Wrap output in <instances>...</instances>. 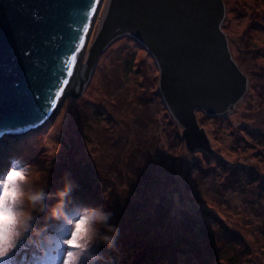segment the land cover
Listing matches in <instances>:
<instances>
[{
	"label": "rangeland",
	"instance_id": "rangeland-1",
	"mask_svg": "<svg viewBox=\"0 0 264 264\" xmlns=\"http://www.w3.org/2000/svg\"><path fill=\"white\" fill-rule=\"evenodd\" d=\"M223 1L222 28L248 77L249 92L250 79L257 82L252 73L264 74V0ZM262 81L226 114L198 110L212 149L190 151L183 127L161 94L153 54L134 35L117 32L79 97H66L40 131L0 142V172L13 160L17 167L30 166L41 178L24 185L25 191L45 193L35 205L27 199L11 202L16 213L32 214L16 237L11 264H138L147 259L158 264H189V259L192 264H264ZM84 182L92 187L83 199L85 208L79 204L53 215L61 199L77 193ZM170 182L174 186L168 187ZM69 183L71 190L61 198L59 192ZM86 208H103L110 216L96 225L95 237L83 248L85 237L71 222ZM165 217L174 234L163 226ZM181 223H198L200 235L180 233ZM70 237L72 246L66 243ZM54 240L61 245L54 248ZM45 246L60 249L55 260L48 261Z\"/></svg>",
	"mask_w": 264,
	"mask_h": 264
},
{
	"label": "water",
	"instance_id": "water-1",
	"mask_svg": "<svg viewBox=\"0 0 264 264\" xmlns=\"http://www.w3.org/2000/svg\"><path fill=\"white\" fill-rule=\"evenodd\" d=\"M120 1L129 11L112 20L116 7L112 0L88 48L89 72L110 39L109 32L117 27L134 35L158 63L161 94L184 129L188 149L211 151L197 110L226 114L248 91V77L234 59L222 28L224 1ZM100 2L0 0V130L6 133L0 142L6 136L38 132L48 124L63 95L54 93L59 88L65 91L76 80ZM82 91L71 95L79 97ZM53 100L58 101L54 108Z\"/></svg>",
	"mask_w": 264,
	"mask_h": 264
},
{
	"label": "clouds",
	"instance_id": "clouds-1",
	"mask_svg": "<svg viewBox=\"0 0 264 264\" xmlns=\"http://www.w3.org/2000/svg\"><path fill=\"white\" fill-rule=\"evenodd\" d=\"M16 177L15 196L16 201L22 203L25 199L30 201L33 205L44 199L45 193L41 191L27 192L24 189V185L34 184L41 177L34 173L30 166L22 167L17 173H14ZM71 190V184H66L65 189L59 192V196L63 198ZM63 200L53 208L52 214H62ZM110 213L106 212L103 208H86L82 211L80 217L77 220L72 221L73 228L78 235L85 237V243L83 248L89 246V242L95 237L98 229L96 225L100 222L109 219ZM17 223L15 226V236L18 237L22 234L23 230L28 227L29 221L32 219L31 212H17ZM12 217L7 212H0V229L7 228L11 223Z\"/></svg>",
	"mask_w": 264,
	"mask_h": 264
},
{
	"label": "snow or ice",
	"instance_id": "snow-or-ice-1",
	"mask_svg": "<svg viewBox=\"0 0 264 264\" xmlns=\"http://www.w3.org/2000/svg\"><path fill=\"white\" fill-rule=\"evenodd\" d=\"M31 55L30 52L26 53ZM73 59H76V55H73ZM73 69H69L66 73L67 76H71ZM60 83L67 85V80H62ZM58 88L57 86H54ZM63 89L59 88L54 95L59 97L63 94ZM57 100H53L50 104V107L54 108ZM6 133L0 130V138H2ZM21 170V167L16 166V161L13 160L11 165L4 171L0 172V209H3L4 212H7L9 216L12 217L11 223L7 228L0 229V264H11V256L17 247V241L15 236V226L17 223L16 212L13 207H11V202H14L16 199L15 196V186L16 178H14V173H17ZM66 243L69 246H72L75 241L73 238H69Z\"/></svg>",
	"mask_w": 264,
	"mask_h": 264
},
{
	"label": "trees",
	"instance_id": "trees-1",
	"mask_svg": "<svg viewBox=\"0 0 264 264\" xmlns=\"http://www.w3.org/2000/svg\"><path fill=\"white\" fill-rule=\"evenodd\" d=\"M254 79H257V82L255 83L254 81H252L251 82V79H250V90H249V92L250 91H253V90H256V88L258 87V83H260V82H263L262 80L264 79V74H258V73H252V75H251ZM258 80H259V82H258ZM249 92H247V94L245 95V98H248L249 96H251V93H249ZM198 111V110H197ZM168 113V112H167ZM199 120V119H198ZM199 123H200V120H199ZM201 125V124H200ZM176 130V129H175ZM9 138V137H8ZM3 141H5V139L3 140ZM263 142H262V147H263ZM205 151H207V150H203L202 152L204 153ZM261 157H262V160L264 161V151H262V154H261ZM233 171V170H232ZM240 176V175H239ZM242 178H241V176H240V180H241ZM240 180H237V182H239ZM174 182H176L175 181V179H174ZM88 183L90 184V181H88ZM87 182H84V184L83 185H81V188L79 189V191L77 192V193H75V194H71L70 195V192L68 193V195L63 199V207H62V211H70L71 209H72V207L73 206H77V205H79V204H82V205H80L78 208H80V207H83V199H85V198H87V197H89V195L90 194H92L90 191H92V187L88 184ZM172 183L173 182H170L169 183V185H168V187H170V186H174V185H172ZM241 183V182H240ZM86 185H87V187H86ZM94 190V189H93ZM74 208V207H73ZM83 208H85V207H83ZM170 224H171V220H170V222L169 221H167V218L165 217L164 218V223H163V226L164 227H166L167 228V230H169L170 231V233H172V234H174L173 232H174V230H173V227H171L170 226ZM187 224V223H186ZM190 224V227H189V225H185V224H183V223H181L180 224V227H182L181 229H180V233L181 232H186L185 234L187 235V234H190L191 235V232L193 233H195L196 235H200L198 232H196V228L198 227V223H189ZM58 230H59V228H58ZM60 231L62 232L63 231V229L62 228H60ZM60 231H57L56 233H58V234H60ZM191 231V232H190ZM201 233V232H200ZM177 234H175V235H173L174 237L176 236ZM204 235H206V236H209L208 234H206L205 233V231H204ZM177 238H178V240H181L182 241V243L183 244H186V245H188V244H191V242H190V240H188V239H186V238H183V240H182V237L181 236H176ZM187 237H189L188 235H187ZM196 239H197V237H195ZM191 239V238H190ZM54 241H56L55 243L53 242L52 243V245L54 246V248L57 246V245H61V243L58 241V240H54ZM212 244V243H211ZM45 247H47L45 250H47L46 252H47V255H46V257H50V258H47L48 259V261H51L52 259L53 260H55V258L57 257V254H58V252L60 251V249L58 250V249H54V251H48V246H45ZM63 247V246H62ZM58 248H60V247H58ZM188 256L190 255V256H192V253H189V254H187ZM196 256H201V254L200 253H197V254H195ZM189 256V258H191ZM201 260V258L199 259V261ZM155 260H153L152 259V261L150 262L149 261V259H147L146 260V262L145 261H143V262H141V263H138V264H158L157 262H154ZM154 262V263H153ZM221 262H223V263H225L224 261H220L219 263H221ZM189 264H192V261H191V259H189Z\"/></svg>",
	"mask_w": 264,
	"mask_h": 264
},
{
	"label": "bare ground",
	"instance_id": "bare-ground-1",
	"mask_svg": "<svg viewBox=\"0 0 264 264\" xmlns=\"http://www.w3.org/2000/svg\"><path fill=\"white\" fill-rule=\"evenodd\" d=\"M103 2L104 1L101 0L100 5L98 7V10L96 12V17L94 19V22H93L91 28H90L89 40H90L91 35H92L93 31H94V28L96 27V24L98 22V19L100 20V16L99 15H100V11L102 9ZM120 2H121L120 0H116V2H114V0H113V4L116 7H115V10H114V13L111 15L112 20H114L115 18H119L120 16L123 17V15H125L129 11V7H127V6L122 7L123 5H121ZM111 3H112V0H107L105 12L102 15V18L100 20L101 21L100 22L101 25L103 24L105 18L108 15L109 7H110ZM120 31L121 30L119 28L113 29L111 32H109V34L106 36V38H111L117 32H120ZM88 48H89V41H88L87 48H86V50L84 52V55L82 57V61L80 62L79 69H78V73H77V76H76V80H75L74 84L71 87L67 88L64 91V93H63V95H62V97H61L58 105L52 111V113H51V115H50V117H49V119L47 121L48 123L58 113V111L60 110V108H61L64 100L66 99V97H68L69 95H71V93H77L79 91H82L85 88V86H86V84H87V82H88V80H89V78L91 76V72H89V69L91 68V65H89V63L87 62V56H88V54H87L88 52L87 51H88ZM7 138H8L7 136L4 137L5 140Z\"/></svg>",
	"mask_w": 264,
	"mask_h": 264
}]
</instances>
